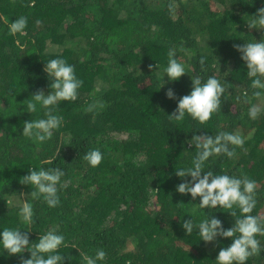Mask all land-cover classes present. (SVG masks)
<instances>
[{
	"label": "trees",
	"instance_id": "1",
	"mask_svg": "<svg viewBox=\"0 0 264 264\" xmlns=\"http://www.w3.org/2000/svg\"><path fill=\"white\" fill-rule=\"evenodd\" d=\"M261 7L264 0H0V227L22 228L30 243L56 228L65 237L58 249L63 264H86L84 255L97 248L107 254L98 264H216L231 238L200 241L186 234L183 220L215 216L230 228V211L239 210L201 209L199 197L176 191L191 178L175 169L190 166L193 135L238 132L243 145L229 146L232 157H210L204 170L255 180L251 214L264 221V96H253L257 89L234 47L264 37V28L247 22ZM20 15L27 27L13 35L8 25ZM170 50L189 73L172 82L165 74L160 88ZM56 56L74 65L84 83L75 101L58 102L62 126L36 142L22 135L23 124L45 110L29 113L26 105L36 91H50L44 65ZM209 75L225 87L220 109L204 124L171 118L192 76ZM169 88L175 98L166 96ZM94 100L103 107L86 111ZM252 104L262 109L256 119L247 115ZM93 148L104 154L97 167L83 158ZM33 167L64 170L56 207L31 197L34 187L20 182ZM23 201L33 204L28 225L18 215ZM257 239L261 250L246 264H264V235ZM29 257L27 249L3 251L0 264Z\"/></svg>",
	"mask_w": 264,
	"mask_h": 264
},
{
	"label": "clouds",
	"instance_id": "2",
	"mask_svg": "<svg viewBox=\"0 0 264 264\" xmlns=\"http://www.w3.org/2000/svg\"><path fill=\"white\" fill-rule=\"evenodd\" d=\"M251 20L247 21L249 27L264 28V7L257 9ZM28 24V18L20 15L8 25V31L15 35L22 34ZM241 53V59L246 63V75L251 80V86L257 91L253 96H264V37L244 45H234ZM205 58H200L204 63ZM149 67H152L151 65ZM44 71L51 79L50 91L46 95L43 89L36 91L31 99H28L26 111L37 113L44 109L42 118H35L25 121L22 135L29 137L36 142H45L51 139L53 132L59 129L63 123V116L57 114L56 107L60 101H75L78 98L79 90L84 81L75 72V66L65 58L56 56L48 59L44 65ZM185 73H189L187 65L182 63L173 51L168 53V62L159 77L160 88L167 82L178 81ZM225 92L224 84L215 75H209L206 80L199 76H192L191 91L179 98L177 108L169 116L176 121H183L185 116L204 124L210 120L213 113L221 107V97ZM175 92L169 88L166 96L175 98ZM103 107V103L94 100L86 109L92 112ZM262 109L252 104L247 112L251 119H256ZM244 137L238 132L221 131L211 136L207 134L193 135L189 143L193 144L196 154L191 160L190 166L175 169L176 175L183 179V182L176 185V191L181 194H190L193 200L199 197L201 209L226 208L239 210L230 211L235 217L234 224L230 228H224L222 221L215 216H208L199 222L192 219H184L182 228L186 234L197 233L200 241L213 242L217 237L231 238L227 247L220 248L215 261L216 264H246L249 257L261 250L258 235H264V221L260 216L251 214L256 207L255 199L257 182L246 175L238 177L227 173L214 174L213 171L204 169L210 157L225 154L227 157L234 155L233 146H242ZM84 160L92 167H97L103 160L104 154L99 148H93L84 155ZM65 175L62 168L33 167L28 174L24 175L20 182L34 187L31 197L41 198L49 207H56L60 203L58 185ZM18 215L25 225L31 224L34 219L33 204L30 201H23ZM195 221V223L193 222ZM198 229V231H195ZM19 227H0V249L7 251L9 255H18L26 249L30 257L21 260V264H63L64 255L58 249L63 245L65 237L56 228L46 231L40 235L36 243L29 242V235L21 231ZM103 248H97L94 255H84L86 264H98L106 258Z\"/></svg>",
	"mask_w": 264,
	"mask_h": 264
}]
</instances>
